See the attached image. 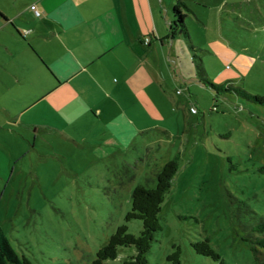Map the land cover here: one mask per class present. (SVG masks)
<instances>
[{
	"label": "rangeland",
	"instance_id": "obj_1",
	"mask_svg": "<svg viewBox=\"0 0 264 264\" xmlns=\"http://www.w3.org/2000/svg\"><path fill=\"white\" fill-rule=\"evenodd\" d=\"M182 2L190 46L179 32L171 44L188 81L174 77L169 61L158 69L160 87L131 78L117 104L106 106L110 119L128 116L137 132L134 145L110 146L103 118L89 126L94 131L80 122L68 129L76 138L88 134L87 142L47 136L43 143L37 137L34 147L22 124L49 115L45 102L32 108L27 100L14 102L11 112L23 115L20 123L0 116V151L11 159L0 164V224L29 264H90L117 227L139 235L142 222L125 220L131 193L137 185L154 188L155 174L174 157L179 170L161 205L162 230L147 253L149 264H170L174 246L180 264H216L190 246L205 238L227 264H254L231 201L264 219V107L230 92L217 94L192 74L197 57L210 83L264 97V0ZM36 91L32 87L30 96ZM135 254L133 246L119 247L105 264H123Z\"/></svg>",
	"mask_w": 264,
	"mask_h": 264
},
{
	"label": "crops",
	"instance_id": "obj_2",
	"mask_svg": "<svg viewBox=\"0 0 264 264\" xmlns=\"http://www.w3.org/2000/svg\"><path fill=\"white\" fill-rule=\"evenodd\" d=\"M32 4L41 12L39 18L30 12ZM172 4L164 0H0V116L20 123L23 115L11 112L14 102L27 100L28 108L45 102L49 115L39 113L37 121L22 124L32 134L34 147L37 137L43 143L47 136L87 142L88 134L76 138L68 129L79 122L88 128L103 118L110 146L134 145L132 133L137 132L128 116L116 114L110 119L106 106L117 104L131 78L160 87L158 69L169 61L176 69L174 77L188 81L175 57L174 38H167ZM32 87L37 89L34 97ZM149 97L146 91L143 99L149 102ZM10 162L0 151V164ZM0 176L5 177L1 166Z\"/></svg>",
	"mask_w": 264,
	"mask_h": 264
},
{
	"label": "trees",
	"instance_id": "obj_3",
	"mask_svg": "<svg viewBox=\"0 0 264 264\" xmlns=\"http://www.w3.org/2000/svg\"><path fill=\"white\" fill-rule=\"evenodd\" d=\"M183 9H187L182 0H175L171 14L172 21L169 24L167 38L173 39L179 32L183 35L190 46L189 35L184 23L186 14ZM0 17L3 16L0 14ZM149 41V39H148ZM195 66V76L199 83L210 87L217 94L219 92H230L242 99L264 107V97L251 95L245 90L232 85H214L207 79L206 72L201 61L193 58ZM180 91V90H178ZM193 108V107H190ZM179 170L178 157L168 160L155 174V186L149 188L137 185L131 193V210L126 214L125 220H140L142 230L139 235L128 232L126 225L117 227L107 243L97 251L96 257L90 264H105L107 260H114L117 257L119 247L133 246L136 254L125 260L123 264H149L147 253L154 241L155 234L162 230L159 220L161 205L165 194L169 191L172 180ZM231 204L238 205L236 208L237 224L242 232V241L252 253L254 264H264V219L257 215L248 205L234 198ZM248 214L245 220H241L240 214ZM193 251L201 256L210 258L216 264H227L217 251L210 245V241L205 238L200 241L191 242ZM170 264H180V248L174 246V251L167 256ZM0 264H29L25 257H20L12 248L1 224H0Z\"/></svg>",
	"mask_w": 264,
	"mask_h": 264
},
{
	"label": "built area",
	"instance_id": "obj_4",
	"mask_svg": "<svg viewBox=\"0 0 264 264\" xmlns=\"http://www.w3.org/2000/svg\"><path fill=\"white\" fill-rule=\"evenodd\" d=\"M30 12L34 15V17L39 18L41 16V12L38 10L37 6L32 4L29 7ZM145 42H148V39L145 40ZM176 93H180V91H177ZM191 113H196V110L194 108H190Z\"/></svg>",
	"mask_w": 264,
	"mask_h": 264
}]
</instances>
